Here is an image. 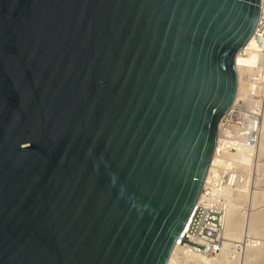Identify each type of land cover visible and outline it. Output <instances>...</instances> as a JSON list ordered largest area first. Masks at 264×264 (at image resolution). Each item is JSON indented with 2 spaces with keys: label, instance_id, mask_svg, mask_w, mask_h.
Returning <instances> with one entry per match:
<instances>
[{
  "label": "water",
  "instance_id": "water-1",
  "mask_svg": "<svg viewBox=\"0 0 264 264\" xmlns=\"http://www.w3.org/2000/svg\"><path fill=\"white\" fill-rule=\"evenodd\" d=\"M260 0H0V264H167Z\"/></svg>",
  "mask_w": 264,
  "mask_h": 264
},
{
  "label": "built area",
  "instance_id": "built-area-1",
  "mask_svg": "<svg viewBox=\"0 0 264 264\" xmlns=\"http://www.w3.org/2000/svg\"><path fill=\"white\" fill-rule=\"evenodd\" d=\"M259 6L260 15L252 36L256 37V43L260 45V48H242L235 57L238 78L239 67L253 68V72L255 73V77L251 79L253 87L262 85L261 83L264 79V62L260 69L257 63L254 66H248L245 63L251 54L256 52L260 54L264 53V0H260ZM232 110L233 107L231 106L219 122L214 152L216 160L213 162L214 157H212L198 201L177 240L179 245L198 254L217 256L221 251L226 215L232 200L230 194L233 193V190L236 191L238 185H240L238 180L241 179L239 178L241 170L235 165L236 159L232 157L233 155L228 156V154L236 152L235 146L232 144L233 142L236 143L240 140L245 142V144H249V141L241 140V137H244V135L238 132H243V127L240 126L241 128H237V132L235 131V124L238 126L242 125V123L240 122L241 119H235ZM243 125L245 126V120ZM225 159L228 164L222 165V160ZM211 167L212 171L209 173ZM227 190L230 191L227 192ZM254 241V239L247 235L243 239L232 243L233 251L236 253L241 252L244 248L253 244ZM238 247L240 251L237 249ZM183 263L190 264V262Z\"/></svg>",
  "mask_w": 264,
  "mask_h": 264
},
{
  "label": "bare ground",
  "instance_id": "bare-ground-1",
  "mask_svg": "<svg viewBox=\"0 0 264 264\" xmlns=\"http://www.w3.org/2000/svg\"><path fill=\"white\" fill-rule=\"evenodd\" d=\"M245 47H257L259 49L260 45H257L256 37L252 36L249 39V41L246 43V45L243 47V49ZM263 62H264V53L260 54L259 52L251 54V56L245 61V63L248 66H254L257 63L259 66V69L262 66ZM238 70H239L238 91H237V95H236V98L234 100V103L232 105L233 108L242 102L241 101L240 103H238L239 99L241 98L240 96L245 97V98L249 97L252 100V95L254 96V94L257 91H259L258 90L259 87H253V82H251V79L255 77V73L253 72V68L252 67H239ZM263 93H264V91H263ZM262 96H263V94H262ZM252 101H254V100H252ZM258 105H260L259 102H258ZM261 109L259 107L254 109L253 112L256 113V115H253V114L248 115L247 114V116H246V114H242L239 111H238L239 112L238 114L237 113L233 114L235 119L236 118L241 119L240 122L242 123V125L240 124L238 126H237V124H235V127H234L235 131L237 132V128L240 129L241 127H243L244 131L238 132V133H243L244 137H246V138L241 137V140H245V141L247 140V141H249V144H245V142H242L240 140H238L236 143L233 142L232 144L235 146L236 152L235 153L230 152L228 154V156L233 155L232 157L236 159L235 165H237L239 167V169L241 170V174H239V178H241V179L238 180L240 185H238V188L236 189V191L233 190L232 191L233 193L230 194L232 196V200H231L230 206L228 207V211H227V215H226L221 251L219 252V254L217 256H208L205 254H198V253L194 252L193 250H190L188 248H185L184 246L179 245V243L177 241L174 248H173V251L170 255V258H169L167 264H177V263L179 264L180 263L179 261H181V263L182 262H190L191 264H238V259H234L232 257V255L229 254L230 247L232 246L231 241L241 238V236L243 235L242 233H244L246 229L251 235L260 234V235L264 236V195H263L264 192L263 191L262 192L254 191V194L252 196L253 198L251 200L252 202L250 203V205L244 204L246 197H248L247 195L249 193H251V192H248V194H247V192H246V182H247V178H249V180H250V177H248V175H250V174H248V173H251V171L248 168L251 167V166H249V165H251V161L253 158V157H251V156H253V155H251V153H254L252 151H255L257 144L259 145L258 151L260 152V153L258 152L259 154H257V155L258 156L264 155V119L262 118L263 122L261 121V123H262L261 134L259 135L260 132H258L259 130H258V117H257L258 114L262 115V113L264 112V110L262 112ZM263 116H264V113H263ZM244 120H245V126L243 125ZM247 138H249V139H247ZM258 139H259V142H258ZM255 154H256V152H255ZM213 157H214V160H213V162H214L216 159H215L214 155H213ZM254 157H255V155H254ZM257 157H256V159H257ZM263 157H261V159ZM257 160L259 161L260 157ZM262 162L263 163H258V162L257 163L259 165L260 164L262 165L263 171H264V161H262ZM227 164L228 163H227L226 159L222 160V165H227ZM230 164H232V163H230ZM259 167H261V166H259ZM257 169H256V171H257ZM259 170H262V169L260 168ZM211 171H212V167L209 170V173ZM263 171H262V173H264ZM260 172H258V173H260ZM254 179L256 180L255 177H254ZM263 180H264V177L262 179V182H263ZM256 182H258V181L256 180ZM262 182L256 183L257 186H261L258 184H260ZM263 186H264V184H263ZM263 186H261V187H263ZM250 189H253V188H250ZM255 189H257V188H255ZM228 191H230V190H227V192ZM249 191H251V190H249ZM250 199H251V196H250ZM248 200L249 199H247L246 201H248ZM242 204H244L243 207H246L250 211L249 217L247 220V224H246V228L244 226V223H245L244 222L245 219L243 218L244 215H242V211H241ZM248 206H249V208H248ZM254 243L256 244L257 241L255 240L253 242V244ZM253 244H251V245H253ZM263 244H264V242H262V245H259V246L253 245V247L247 246L246 248H244L242 250V251H245L243 254L244 256L242 255V257L244 258L243 262L244 261L246 262V260L249 262L250 260H248V259H256V261H254V263L256 262L255 264H257V262H259L258 264H264V245ZM237 249L240 251L239 247ZM238 253H240V252H238ZM243 262H242V264H243ZM182 264H184V263H182Z\"/></svg>",
  "mask_w": 264,
  "mask_h": 264
},
{
  "label": "rangeland",
  "instance_id": "rangeland-1",
  "mask_svg": "<svg viewBox=\"0 0 264 264\" xmlns=\"http://www.w3.org/2000/svg\"><path fill=\"white\" fill-rule=\"evenodd\" d=\"M262 83L264 84V79H263V81H262ZM261 83V84H262ZM260 85L259 86V88H258V90L259 91H257L255 94H254V96L252 95V100H254V101H252L249 97H242V96H240L241 98V100L239 99V101H238V103H240L241 101V103L240 104H238V105H236V106H239V107H234L233 108V110H232V114H234V113H239V112H241L242 114H246V116H247V114L248 115H251V114H253V115H256V113H254L253 111H254V109L255 108H257V107H259L260 109H261V111L263 112V108H264V93H263V91H264V85ZM262 90H261V89ZM262 94H263V96H262ZM245 98V99H244ZM251 101H250V100ZM260 103V105L262 106H260V105H258V102ZM257 102V103H256ZM256 106H255V105ZM239 111V112H238ZM264 113V112H263ZM263 113H262V115L261 114H258L257 115V117H258V132H260L259 133V135L261 134V126H262V123H261V121H262V118L264 119V116H263ZM263 122V121H262ZM260 127V128H259ZM258 142H259V139H258ZM258 144H257V149L255 148V151H252V152H254V153H251V155H253V156H251V157H253L252 158V161H251V165H249V166H251L250 168H248V169H250V171H251V173H248V174H250V175H248V177H250V180H249V178H247V182H246V192H247V194H248V192H251V193H249L247 196L248 197H246V199H245V201L247 200V199H249L248 201H244V204L245 205H250V203L252 202L251 200H252V196H253V194H254V191H258V192H264V186H263V182H264V180H263V182H262V179H263V177H264V173H262V171H263V167H262V165L260 164H258V163H263L262 161H264L263 159H264V155H257V154H259L260 152L258 151L259 150V148H258ZM255 152H256V154H255ZM259 152V153H258ZM254 155H255V157H254ZM258 156V157H257ZM256 157H257V159L260 157V160L258 161L257 159H256ZM261 157H263L262 159H261ZM255 158V159H254ZM262 160V161H261ZM256 162V163H255ZM258 162V163H257ZM253 164V165H252ZM257 165V166H256ZM261 166V167H259V166ZM258 168V169H257ZM262 169V170H259V169ZM256 169H257V171L258 172H260V173H258L257 171H256ZM249 172V171H248ZM264 172V171H263ZM259 174V175H258ZM262 174V175H261ZM255 175V176H254ZM259 178H258V177ZM254 177L256 178V180L258 181V182H256V180L254 179ZM261 179V180H260ZM254 182V183H253ZM259 182H262V183H260V184H258V185H261V186H263V187H261V186H257V184L256 183H259ZM249 183V184H248ZM248 185V186H247ZM251 185V186H250ZM250 186V187H249ZM253 186V187H252ZM248 187V188H247ZM250 188H253V189H250ZM255 188H257V189H255ZM251 190V191H249V190ZM260 189V190H259ZM264 195V194H263ZM250 196H251V199H250ZM258 199V198H257ZM256 199V200H257ZM250 201V202H249ZM244 204H242V206H241V211H242V215H244L243 216V218L245 219L244 220V226H245V228H246V224H247V220H248V217H249V213H250V211L246 208V207H243L244 206ZM248 208H249V206H248ZM246 209V210H245ZM249 211V212H248ZM248 212V213H247ZM248 215V216H247ZM247 216V217H246ZM243 235L241 236V238H239V239H235V240H232L231 242L232 243H235L236 241H239V240H241V239H243L246 235H249L252 239H254V240H256L257 241V243L255 244H253L254 246H259V245H262V242H264V236L263 235H260V234H253V235H251L248 231H247V229L245 230V232L244 233H242ZM263 237V238H262ZM253 245H250V247H253ZM264 245V244H263ZM230 252H229V254H231L232 255V257L234 258V259H238V264H242V262H243V257H242V255L244 254V252L245 251H241L240 253H236V252H234L233 251V248H232V246L230 247V250H229ZM244 256V255H243ZM248 260H250L249 262L246 260V262L244 261L243 262V264H255L254 263V261H256V259H248ZM179 261V260H178ZM180 263H181V261H179ZM179 263V264H180ZM183 263V262H182ZM181 263V264H182ZM259 262H257V264H258ZM178 264V263H177ZM191 264V263H190Z\"/></svg>",
  "mask_w": 264,
  "mask_h": 264
}]
</instances>
